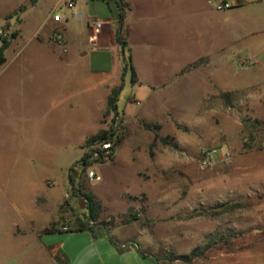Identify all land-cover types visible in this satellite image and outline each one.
I'll use <instances>...</instances> for the list:
<instances>
[{
    "label": "rangeland",
    "instance_id": "374dc122",
    "mask_svg": "<svg viewBox=\"0 0 264 264\" xmlns=\"http://www.w3.org/2000/svg\"><path fill=\"white\" fill-rule=\"evenodd\" d=\"M14 1L18 0H0V9L10 8ZM202 30L214 39L210 49L197 44ZM152 39V60L141 61V66H151L156 86L152 118L170 109L166 115L176 129L152 130V255L145 257L146 264H264V0H243L216 12L205 0H176L165 17L152 22ZM203 52L211 56L196 58ZM125 53L130 54L129 49ZM185 63L182 71L188 72L175 77ZM203 83L215 89L202 95ZM160 84L165 85L158 88ZM131 85L128 69L117 104L119 113L125 105L128 114L140 109L127 104ZM231 85L234 89H228ZM186 100L189 104L181 106ZM24 142L43 143L41 138L13 137L11 190L0 186V264L10 260L6 250L11 231L25 225L26 213L8 195L29 191L19 177L26 166L36 183L33 191L39 194L34 206L41 208V198H48L50 192L56 199L63 192L71 198L67 205L63 197L54 218L56 226L69 219L73 221L67 226L72 228L79 221L92 224L86 200L78 193L87 189L85 163L79 159L74 164L75 193L71 186L64 191L62 184L84 148L31 153L20 149ZM92 167L103 176L100 186L108 192L109 166L94 163ZM241 231L242 235L211 244L190 262L169 259L201 250L215 236ZM94 232L102 257L85 264H129L133 253L118 252L103 224L94 226ZM71 235L74 243L88 240L83 233ZM67 236L69 232L44 234L55 240ZM13 257L15 261L19 256Z\"/></svg>",
    "mask_w": 264,
    "mask_h": 264
},
{
    "label": "crops",
    "instance_id": "0c3cea01",
    "mask_svg": "<svg viewBox=\"0 0 264 264\" xmlns=\"http://www.w3.org/2000/svg\"><path fill=\"white\" fill-rule=\"evenodd\" d=\"M30 1H14L10 8L0 9V22L3 23L0 29L6 34L15 32L4 51L5 61L0 64V186L5 191L11 187L13 177L14 136L42 139L41 144L24 142L20 148L22 151L51 153L68 146L82 149L87 138L109 129L113 114L107 113L108 97L114 88L121 86L122 89L124 84L127 49L136 74L127 104L140 105V109L128 114L125 105L119 113V93L116 108L124 137L117 145L113 159L100 164H107L110 168L108 192L100 186L101 174L93 187L87 182V189L83 191L91 194L98 205V215L95 221H91V226L85 224L83 229L76 231L78 224L74 228L67 226L72 219L56 226L54 218L60 212V205L64 199L69 205L71 198L65 197L63 192V196L56 199L50 192L48 198H41V208L34 206L39 195L33 191L34 177L27 166L24 172L20 170L22 184L30 189L8 195L20 203L26 213L25 225L21 228L15 226L8 238V264H85L93 257H102L98 251L99 243L94 240L97 237L94 226L100 224L107 229L118 252L127 250V253H133L129 264H146L145 257L152 255V128L144 127L143 123L158 124L162 133L176 128L166 115L170 109L162 110L152 118L151 101L156 86H153L151 66L146 63L141 66V61L142 58L144 62L147 58L149 62L152 60V22L165 17L176 0H76L72 9L61 10L60 21L51 18L56 0ZM118 1L124 5L122 24ZM21 6L24 9L12 15ZM93 19L102 22L95 40H91L89 25ZM56 30L64 36L62 45L51 39ZM118 32L124 35L127 49L117 42ZM196 41L202 48L214 46L211 34L204 30L197 34ZM203 53L196 58L211 56ZM187 63L175 73V77L188 72L182 71ZM204 87L202 95L215 89V85ZM228 89H234L233 85ZM216 90H221L220 85ZM180 104L188 105L189 101ZM16 115L20 119H14ZM82 157L75 159L68 168L62 182L64 191L73 186L72 170ZM45 180L41 179L43 186ZM54 232H69L70 236L62 240L44 237V234ZM71 233H83L88 240L71 242ZM14 255L19 256L15 261Z\"/></svg>",
    "mask_w": 264,
    "mask_h": 264
},
{
    "label": "built area",
    "instance_id": "2783aa9c",
    "mask_svg": "<svg viewBox=\"0 0 264 264\" xmlns=\"http://www.w3.org/2000/svg\"><path fill=\"white\" fill-rule=\"evenodd\" d=\"M205 2L215 11H224L239 5V0H205ZM76 4V0H56L55 5L51 11V18L56 21L61 20L60 11L62 9H72ZM90 28L92 29L91 40H95L98 35L100 28L102 26V22L93 19L90 20ZM0 35H7L3 30L0 29ZM51 39L53 42L57 44H64V36L62 32L54 31L52 33ZM121 118L118 113L112 115L111 122L109 125V133L108 136L101 140H95L90 144H86L84 147L83 157L86 165L85 176L88 182H94L100 180V175L93 169L92 165L94 163L101 164L109 162L113 159L117 152L116 139L117 134L120 131L121 127ZM65 197H69L67 193H65ZM62 229H67L66 227H62Z\"/></svg>",
    "mask_w": 264,
    "mask_h": 264
},
{
    "label": "trees",
    "instance_id": "16d2710c",
    "mask_svg": "<svg viewBox=\"0 0 264 264\" xmlns=\"http://www.w3.org/2000/svg\"><path fill=\"white\" fill-rule=\"evenodd\" d=\"M36 0H31V3H34ZM118 6L120 9V13H119V18H120V24H122L123 18H124V5L118 1ZM24 9V6H21L20 8H18L15 12L12 13V15H16L18 12L22 11ZM11 35H15V32L7 34L5 36H1L0 35V64H2L5 61V56H4V51L5 49L8 47V45L10 44V39H11ZM116 40L117 42L122 46L123 49H127V44L125 41V37L123 34H119L116 33ZM128 50V49H127ZM124 62H125V69L126 70H130V74H131V81L134 82L136 80V74L132 65V59H131V55L127 54L124 57ZM121 90V86L114 88L111 93L110 96L108 97V106H107V113L108 114H116L117 113V108H116V101L118 99V95L120 93ZM144 127L151 129L152 130H158L159 129V125L158 124H146L143 123ZM109 130H101L98 133H96L95 135L87 138L86 140V144H90L95 140H101L104 139L108 136ZM124 137V131L122 126L120 127V131L117 134V139H116V145L119 144V142L123 139ZM157 137V135L155 136ZM161 141H165V139H161ZM81 162H84V157H82L80 159ZM72 170V168L70 169V171ZM69 177L71 179V175L69 174ZM72 191L73 193H75L76 189L74 186H72ZM78 193L80 196H83L84 199L86 200V208L88 209L89 212V219L93 222L95 221V219L97 218L98 215V205L96 204V202L93 200V197L91 196V194L86 193L81 191L80 189H78ZM85 223H83L82 221H79L77 227L74 229L76 231L83 229ZM90 228V227H89ZM243 231L241 232H236V233H232V234H227V235H218L215 236V238H213L210 242V244H208L206 247L202 248L201 250L198 249H193L190 253L186 254V255H178V256H174V257H170V260H182L185 262H190L195 258H198L200 256H202L206 250L208 249V247L211 244L216 243L217 241H223V240H227L229 237H237L239 235H242Z\"/></svg>",
    "mask_w": 264,
    "mask_h": 264
},
{
    "label": "water",
    "instance_id": "95a60500",
    "mask_svg": "<svg viewBox=\"0 0 264 264\" xmlns=\"http://www.w3.org/2000/svg\"><path fill=\"white\" fill-rule=\"evenodd\" d=\"M11 38H13V35H11Z\"/></svg>",
    "mask_w": 264,
    "mask_h": 264
}]
</instances>
